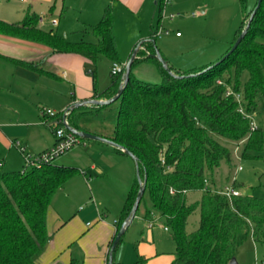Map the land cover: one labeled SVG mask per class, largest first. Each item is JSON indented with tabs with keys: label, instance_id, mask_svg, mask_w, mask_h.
<instances>
[{
	"label": "trees",
	"instance_id": "obj_1",
	"mask_svg": "<svg viewBox=\"0 0 264 264\" xmlns=\"http://www.w3.org/2000/svg\"><path fill=\"white\" fill-rule=\"evenodd\" d=\"M241 6L243 21L230 50L240 34L247 28L248 31L228 57L222 60L227 52L191 71L178 70L168 62L172 72L182 76L176 77L151 56L159 49L156 34L152 33L141 41L134 64L153 63L161 82L142 81L131 71L130 81L118 99L116 126L109 138L137 156L140 177L143 181L146 179L137 214L143 204L146 221L151 222L158 216L169 229L176 244L173 264H228L236 257L241 235L252 234L264 244V200L241 193L228 197L215 186V173L220 164L225 161L230 165L232 161L231 150L220 139L243 142L242 158H250L253 152L264 148V132L259 127L253 129L251 121V114L258 107L257 99L264 95V0L249 27L255 6L251 8L248 0H241ZM39 22V14L28 10L17 23L0 19V34L45 44L54 53L78 54L94 64L101 56L119 62L111 5L104 8L101 19L92 27L97 41L84 38L71 41L57 30L40 27ZM9 59L59 79L41 64ZM245 72L249 77L243 82ZM123 74L112 76L110 86L97 96L112 98L119 90ZM94 82L97 85L95 72ZM94 107L85 104L60 115L66 113L71 126L84 130L80 119L93 113ZM117 149L124 153L120 147ZM78 173L77 167L56 165L53 161L41 167L26 165L22 170L3 173L0 177V264H35L50 240L47 216L53 198ZM239 185L234 181L229 186L239 190ZM139 188L136 172L116 220L117 230L130 215ZM193 193H200V197L191 200ZM197 211L200 213L198 226L189 230L190 218ZM71 264L79 262L73 259Z\"/></svg>",
	"mask_w": 264,
	"mask_h": 264
},
{
	"label": "rangeland",
	"instance_id": "obj_2",
	"mask_svg": "<svg viewBox=\"0 0 264 264\" xmlns=\"http://www.w3.org/2000/svg\"><path fill=\"white\" fill-rule=\"evenodd\" d=\"M248 4L252 8L256 0H248ZM107 5H111L113 9L114 36L119 63L123 65L130 59L134 47L155 33L157 46L176 69L191 71L200 68L230 51L236 31L243 21L241 0H173L172 2L148 0L144 11H137L136 7H129L120 0H0V19L16 23L23 20L25 11L31 7L32 11L44 18L42 25L44 29L57 30L59 34L71 41H79L82 38L97 41L92 33V27L98 22L95 21L96 11L101 10L102 12ZM172 15L173 19H171ZM53 20L59 21L58 27L51 26L50 22ZM177 32L182 37L177 38ZM262 42L264 43V39ZM112 64L113 61L106 56H101L96 64L89 67L92 72L96 73L99 90L110 84ZM13 67L7 57L1 56L0 72L5 73V76H0V88H2L0 89V102H3L0 103V121L6 118L9 109L14 104L22 112L21 120L32 124L36 122L43 124L45 121L41 110L42 108L54 109L49 101H46L47 96L53 95L54 89L52 87L31 89L32 95H26V97L25 95L21 97L12 95L8 92L4 82L11 79L13 74L11 68ZM132 71L142 81L161 82V76L151 62L138 61L134 64ZM248 77V73L245 72L242 77L243 82H246ZM257 102L258 107L251 114V121L256 128L259 127L264 132V95H260ZM119 106L120 101L117 100L110 105L93 108V113L85 116L86 125L112 132L116 126ZM54 110L65 111L56 108ZM22 129L17 128L15 134L21 135L24 132ZM220 140L231 150L232 161L230 165L223 161L216 170V188L224 191L227 186L236 181L240 184L238 189L241 194L264 200V148L253 152L250 158H242L243 142ZM94 143L104 142L88 139L85 143L67 150L53 160L56 165L74 166L80 169V173L73 176L65 184L64 189L54 196L51 207L55 210L59 208L67 210L72 216L76 215L77 227L86 230L85 232L102 222L100 214H104L105 220L109 223L114 221L115 214L123 206L125 196L131 188L137 171L132 158H127L132 163L129 170L127 167H120L121 169L115 167L114 170L108 171L107 175L92 171L87 155L82 158H76L75 155ZM98 145H101V148L108 147L102 146L106 144ZM43 153H32V160ZM94 159H98V155ZM98 162L103 167H109V162L105 159ZM26 165L25 160L24 167ZM199 197L200 193L191 194V200ZM143 210L144 205L142 204L139 216L131 223L119 243L115 252L116 263L121 261L127 264H145L144 258L139 257L137 251L139 243L142 242V230L149 229L140 217ZM199 219L200 213L197 211L190 218L189 230L197 228ZM86 222L89 224L87 228ZM82 238L81 241L84 243L86 237L84 238L83 235ZM164 239V249L171 252L175 244L169 235H166ZM70 252L80 264H97L94 258H88L85 262V251L80 242L72 245ZM236 259L239 264L263 263L264 244L256 241L252 234L241 235L238 238ZM167 261V264H173L171 259ZM150 264H159V261Z\"/></svg>",
	"mask_w": 264,
	"mask_h": 264
},
{
	"label": "crops",
	"instance_id": "obj_3",
	"mask_svg": "<svg viewBox=\"0 0 264 264\" xmlns=\"http://www.w3.org/2000/svg\"><path fill=\"white\" fill-rule=\"evenodd\" d=\"M120 1L129 7H136V9H138L137 11H144V7L148 0ZM28 10L34 12L31 10V7H29L25 11L24 17ZM100 11L101 10L96 11L95 21L99 22L101 19L104 9L102 12ZM98 14L99 16L97 17ZM41 18L43 17L40 16V19ZM39 23L40 27H42L43 23ZM50 24L53 26L52 21ZM58 26L59 21L56 27ZM176 36L177 38L182 37V35ZM137 45L134 47V49L137 47ZM1 56L14 58L17 60L32 61L34 63L41 64L45 66L47 70L52 71L57 76H59V79L52 78L45 74L38 73L37 71L27 68L23 65H19L8 58L9 62H11L14 66L11 68L13 72L11 79L4 82L8 88V92L17 97H21V95H25L26 97V95H32L30 91L31 89L38 90L41 87H52L54 89L53 95L47 96L46 101H49L54 109H63L66 111L75 103H82L93 99L104 100L105 98L98 97L97 93L104 91L110 86L112 82L111 74L110 84L106 88L99 90L94 82V71L92 72L89 69V67L94 64L92 61L78 54L54 53L52 52L51 48L45 44L32 42L13 36L0 34V58ZM0 76L4 77L5 73L1 74L0 72ZM61 83L66 85H59ZM94 106H96L94 108H98L97 105ZM11 107L12 108L9 109L10 111H8L9 113L7 114L6 118L0 121V176H2L4 172L24 169V161L26 160V156L31 157L32 153L45 152L47 149L53 147L56 143V137L50 123L41 124L40 122H36L32 124L26 120H21V110L14 104ZM92 110L94 109L92 108ZM2 115H4V113H2ZM85 116L86 115L82 116L79 122L85 131L106 138L113 136L114 130L112 132H106L94 126L86 125ZM17 128H23L22 130L24 132L21 135L15 134V130ZM18 140L21 141L24 151L16 146L15 142ZM98 144H106L102 146L108 147L101 148V145ZM85 155H87L88 160H90V169L94 172H100L104 175H107V173H109L108 171L111 169L114 170L115 167H117V169H121L120 167H127V170H129L132 164L131 161H128L129 159H127L131 158L130 156L119 152L117 147L105 142L91 144L84 150H81V152L77 153L75 156L76 158H82V156ZM97 155L98 159H94V157ZM103 159L109 162V167H103L101 163L99 164L98 161ZM84 175H86L85 172ZM52 208L53 207H50L47 216L50 240L42 254L36 258L35 264H71L73 259L79 262V260L73 256L72 252H70L72 245L77 242H80L85 251V262L88 260V258H94L93 260L97 262V264H108L109 252L118 232L116 220L123 206L120 208L119 212L115 214L113 222L109 223L107 220H105L104 214H100L102 217V222L87 232H85L86 230H81L77 227L76 215L72 216L69 212H67V210L65 211L64 209L61 210L59 208L58 210H55ZM143 213L144 210L141 212L140 217L149 229H143L141 232L142 242L139 243L137 247L139 257L144 258L145 264H150L154 261H159V264H167V259H171V263L174 262L176 258V244L169 229L164 226L163 221L160 220L158 216L151 222H148L143 218ZM138 216L139 215L136 214V217ZM88 225V222H86V228ZM158 226L160 228L157 229L156 227ZM83 235L84 238L86 237L84 243L81 241L83 240ZM166 235H169L175 244L174 249L171 250V252H167V250L164 249L165 245L163 241L165 240L164 237ZM144 238H146L148 242ZM118 247L119 244L116 247V250ZM148 249H150V251ZM116 250L114 251V259ZM119 263L127 264L121 261Z\"/></svg>",
	"mask_w": 264,
	"mask_h": 264
},
{
	"label": "water",
	"instance_id": "obj_4",
	"mask_svg": "<svg viewBox=\"0 0 264 264\" xmlns=\"http://www.w3.org/2000/svg\"><path fill=\"white\" fill-rule=\"evenodd\" d=\"M261 4H262V0H258L251 16H250V19H249V22H248V27L250 26V23L251 21L253 20L254 16L256 15L257 11L259 10V8L261 7ZM247 31H248V28L245 29L241 34L240 36L238 37V39L236 40L235 44L233 45L232 49L227 53V55L222 59L224 60L226 57H228L240 44V42L243 40V38L245 37V35L247 34ZM141 48V42L137 45V47L133 50L132 54H131V57L130 59L127 61V63L125 64V72L123 74V81L119 87V90L117 91V93L110 99H104V100H97V99H93V100H89V101H85V102H82V103H75L74 105H72L69 109H67L66 113L68 111H73L75 109H77L78 107L80 106H83L85 104H94V105H97V106H107V105H110L112 104L113 102L117 101L125 87L127 86V84L129 83L130 81V73L132 71V67H133V64H134V61L137 57V54H138V51L139 49ZM152 57L156 58L158 61L161 62V64L163 65V67L165 69H167L170 73H172L173 75H175L170 66H169V63L168 61L165 59V57L162 55V53L160 52L159 49H157L156 53L155 54H151ZM220 62H218L217 64H219ZM214 66H211V68H214ZM176 77H182V76H179V75H175ZM66 113L64 115V118L66 119ZM65 127L71 131L72 133L80 136V137H83L85 139H91V140H97V141H102V142H105V143H109L115 147H120L124 153L128 156H130L136 163V172H137V176H138V179H139V182H140V188L138 190V193H137V196H136V200H135V203L133 205V208L130 212V215L127 217V219L122 223L120 229L118 230L117 232V235L114 239V242H113V245L111 247V250L109 252V261H108V264H114V251L116 250V247L118 246L122 236L125 234L128 226L130 225V223L133 221V219L136 217V214H137V211H138V208L140 206V203L143 199V196L145 194V190H146V179L143 181L140 177V174H139V166H138V158L137 156L132 152L130 151L129 149L119 145L118 143H116L115 141L109 139V138H106V137H103V136H100V135H96V134H93V133H90L88 131H85V130H78L77 128L71 126L67 121H65L64 123ZM228 264H239L236 257H233Z\"/></svg>",
	"mask_w": 264,
	"mask_h": 264
},
{
	"label": "built area",
	"instance_id": "obj_5",
	"mask_svg": "<svg viewBox=\"0 0 264 264\" xmlns=\"http://www.w3.org/2000/svg\"><path fill=\"white\" fill-rule=\"evenodd\" d=\"M168 1L172 2L173 0H168ZM171 19H173V15L171 16ZM40 22L44 23V19L41 18ZM52 25L57 26L58 21L53 20ZM177 35H180V33H177ZM124 72H125V65L120 64L119 62H113L112 69H111L112 76L123 74ZM41 113L44 116V121H45L44 123L46 124L50 123L51 127L54 128L56 143L51 149H49L48 151H45L42 155H40L35 160L34 159L32 160L30 156H26V162H27V165L29 166L37 165L41 167L44 163L52 162L56 157H58L59 155H62L67 150H70L71 148L77 145L85 143V141L80 136L72 133L65 127L64 123L65 121H67V119H65L64 116L60 115V112H57L56 110L51 109V108H42ZM252 128L253 129L256 128L254 123L252 124ZM15 144L22 151H24V148L21 145V142L16 141ZM221 193L227 195L228 197L240 195V191L231 186H227L224 191H221ZM257 264H264V262L257 263Z\"/></svg>",
	"mask_w": 264,
	"mask_h": 264
}]
</instances>
